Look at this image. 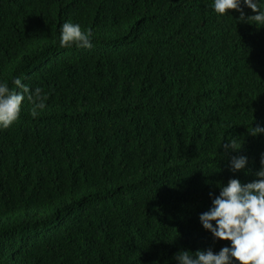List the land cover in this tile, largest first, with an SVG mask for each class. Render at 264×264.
<instances>
[{
	"label": "trees",
	"instance_id": "obj_1",
	"mask_svg": "<svg viewBox=\"0 0 264 264\" xmlns=\"http://www.w3.org/2000/svg\"><path fill=\"white\" fill-rule=\"evenodd\" d=\"M212 3L0 0V80L47 94L0 130V264H176L230 245L199 215L218 184L257 179L264 29ZM65 22L93 47H59ZM238 155L247 174L229 170Z\"/></svg>",
	"mask_w": 264,
	"mask_h": 264
},
{
	"label": "clouds",
	"instance_id": "obj_2",
	"mask_svg": "<svg viewBox=\"0 0 264 264\" xmlns=\"http://www.w3.org/2000/svg\"><path fill=\"white\" fill-rule=\"evenodd\" d=\"M213 11L217 15H231L229 10L239 13V23L255 25L264 29V0H213ZM252 15H247L245 9ZM59 47L91 49L93 39L90 31L82 30L78 23L65 22L60 26ZM10 87L7 80H0V130L8 129L21 116L22 103L31 104L30 114L37 118L46 108L47 94L39 86L32 88L23 83V78H12ZM264 134V126L249 129V135L258 137ZM225 154L238 152L236 140L222 144ZM261 167L256 171L257 179L242 183L237 178L220 183L219 194L210 193L212 206L199 215L202 227L210 232L216 241H230L218 252L212 248L180 250L173 259L176 264H264V154L260 159ZM248 158L244 155L231 156L229 170L232 173L245 171ZM214 222V223H213Z\"/></svg>",
	"mask_w": 264,
	"mask_h": 264
}]
</instances>
